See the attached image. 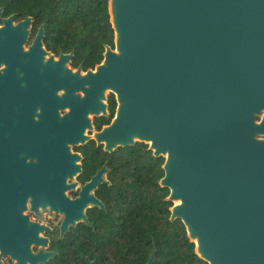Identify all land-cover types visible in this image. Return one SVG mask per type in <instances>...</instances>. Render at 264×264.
<instances>
[{"label":"water","instance_id":"obj_1","mask_svg":"<svg viewBox=\"0 0 264 264\" xmlns=\"http://www.w3.org/2000/svg\"><path fill=\"white\" fill-rule=\"evenodd\" d=\"M109 13L115 49L86 73L66 66L71 54L44 60L43 27L30 51L27 22L0 30V211L24 207L29 189L67 225L97 202L89 191L104 168L79 199L67 195L82 168L71 146L91 138L86 114L99 115L111 89L117 117L92 138L165 158L171 220L200 258L264 264V0H109Z\"/></svg>","mask_w":264,"mask_h":264},{"label":"flooded vegetation","instance_id":"obj_2","mask_svg":"<svg viewBox=\"0 0 264 264\" xmlns=\"http://www.w3.org/2000/svg\"><path fill=\"white\" fill-rule=\"evenodd\" d=\"M51 1L0 0V30L27 22L23 47L30 51L43 27L44 60H58L62 54H71L66 62L69 69L77 71L81 66L83 73L95 70L99 63L85 68V61L79 62L74 34L65 38L64 34L57 33L64 31L61 27L67 22L64 18L56 20L61 25L48 30L49 18L44 11L67 8V2ZM68 41L74 48L68 49ZM104 53L105 50L103 59ZM4 67L1 64L0 68ZM104 103L105 109L99 115L86 114L92 128L87 127L85 131L91 138L84 144L72 145L73 152L82 155V168L67 181L75 184L67 191L68 197L77 200L83 187L104 168L102 181L89 191L98 203L90 201L84 216L63 225L65 214L49 206L34 207V193L27 189L24 207L0 211V264H209L197 255L195 246L191 257L192 241L185 225H174L180 219L171 220L174 203L169 200L170 193L141 192L149 190L146 184L150 180L132 176L139 174L138 168L132 171L128 163L121 162L132 147L145 144L149 150V145L136 141L132 147L109 152L92 138L95 132L113 123L121 106L118 94L111 89L106 91ZM68 111V108L60 109V115ZM263 120L264 106L256 115L257 122ZM259 136L264 139V132ZM24 157L25 165L36 162V158Z\"/></svg>","mask_w":264,"mask_h":264},{"label":"trees","instance_id":"obj_3","mask_svg":"<svg viewBox=\"0 0 264 264\" xmlns=\"http://www.w3.org/2000/svg\"><path fill=\"white\" fill-rule=\"evenodd\" d=\"M52 3L67 2V8L63 11L61 8H48L44 12L49 18L48 30L56 28L61 25L56 20L64 18L67 22L61 25L64 28L63 32L65 38H69L71 34L76 37L75 49L79 56V62L85 61V68L93 67L100 63L103 59V51L105 46L109 45L112 48L115 46L114 29L111 23V16L109 13V0H52ZM68 49L74 48L69 45L70 41L66 42ZM132 147V146H128ZM127 148V147H119ZM164 157H155L153 152L145 144L132 147L121 162L128 163L129 168L134 171L138 168L139 174L132 176H139L150 180L146 184L149 190L141 192L149 194H168V188L160 185V180L164 177ZM126 166V164H125ZM152 188H156L153 190ZM179 220V219H178ZM174 225L184 227L182 221H177ZM195 244L190 242L191 257L194 255L193 249Z\"/></svg>","mask_w":264,"mask_h":264},{"label":"bare ground","instance_id":"obj_4","mask_svg":"<svg viewBox=\"0 0 264 264\" xmlns=\"http://www.w3.org/2000/svg\"><path fill=\"white\" fill-rule=\"evenodd\" d=\"M177 203H179V201H178ZM196 241H197V240H196Z\"/></svg>","mask_w":264,"mask_h":264},{"label":"rangeland","instance_id":"obj_5","mask_svg":"<svg viewBox=\"0 0 264 264\" xmlns=\"http://www.w3.org/2000/svg\"><path fill=\"white\" fill-rule=\"evenodd\" d=\"M87 134V133H86ZM90 137V136H89ZM260 137V136H259ZM72 147V146H71Z\"/></svg>","mask_w":264,"mask_h":264}]
</instances>
